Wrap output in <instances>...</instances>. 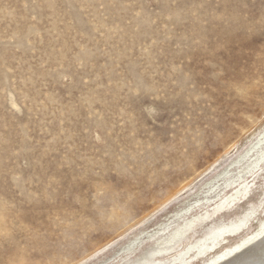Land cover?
I'll return each mask as SVG.
<instances>
[{
  "label": "rangeland",
  "instance_id": "1",
  "mask_svg": "<svg viewBox=\"0 0 264 264\" xmlns=\"http://www.w3.org/2000/svg\"><path fill=\"white\" fill-rule=\"evenodd\" d=\"M263 132L264 0H0V264H136L208 213L206 237L260 199Z\"/></svg>",
  "mask_w": 264,
  "mask_h": 264
},
{
  "label": "bare ground",
  "instance_id": "2",
  "mask_svg": "<svg viewBox=\"0 0 264 264\" xmlns=\"http://www.w3.org/2000/svg\"><path fill=\"white\" fill-rule=\"evenodd\" d=\"M261 135L264 136V132ZM263 144L264 137L260 140L259 146ZM255 148L252 151H248L247 156L255 151ZM253 157L255 158H251L248 166L249 172L247 174H252L264 162V147L256 151ZM240 179L239 177L238 179L232 180L230 186H236L240 182ZM248 189L249 187L246 185L240 190H237L235 194L227 199V202L229 201L228 205L233 204L236 198ZM259 196L260 199L258 202L248 201L244 212L240 216H237L234 221L214 229L206 237L196 239L195 235L197 233L192 232L196 225L209 219L210 214L207 213L205 216L195 218L193 221L175 230L156 249L152 250L136 264H167L166 262H169V264H189L193 260L206 256L208 253L213 252L228 237L235 236L248 227L252 217L264 207V188ZM224 206L225 204L219 205L217 211H214V214L220 212L219 210ZM186 237L189 241L192 240V242L187 243L188 245L186 247L178 250L177 247L183 245ZM204 264H264V220L258 224L255 233L248 234L240 242L224 248Z\"/></svg>",
  "mask_w": 264,
  "mask_h": 264
}]
</instances>
